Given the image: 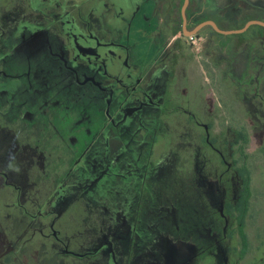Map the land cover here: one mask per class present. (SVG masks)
I'll return each instance as SVG.
<instances>
[{"label":"rangeland","instance_id":"374dc122","mask_svg":"<svg viewBox=\"0 0 264 264\" xmlns=\"http://www.w3.org/2000/svg\"><path fill=\"white\" fill-rule=\"evenodd\" d=\"M160 1L171 27L181 0ZM204 1L210 8L203 19L217 16L229 30L264 21V0H229L223 8L224 0L217 11ZM142 2L0 0V264L79 262L80 243L73 240L84 238L88 207L63 204L75 197L70 193L103 187L107 178L131 191L94 201L89 221L102 223L100 212L128 211L132 239L159 248L173 243V264H264V30L217 36L207 29L217 39L203 56L182 33L171 39L167 47L179 42L169 58L177 61L171 71L180 93L164 101L157 97L162 91L149 94L143 86L157 71L149 64L161 58L162 46L152 59H133L140 42L130 36L147 31L137 23ZM113 63L132 79L114 73ZM190 79L192 99L182 91ZM84 154L94 162L82 168L97 184L83 171L65 178L72 157L69 174L76 176ZM236 161L253 178L245 254L227 208L238 206L242 190ZM149 249L142 264L157 262Z\"/></svg>","mask_w":264,"mask_h":264},{"label":"crops","instance_id":"0c3cea01","mask_svg":"<svg viewBox=\"0 0 264 264\" xmlns=\"http://www.w3.org/2000/svg\"><path fill=\"white\" fill-rule=\"evenodd\" d=\"M194 1L197 3V6H200L201 3H203L205 8L209 7L205 5L206 4L205 1H200V0H194ZM209 1L208 3H210L214 11L218 10L220 4L224 5V0H220V1L209 0ZM227 3L229 4V0L226 1V5L223 6V8H225L226 6H230V5H227ZM141 5H142V10L140 12L141 13L140 18L143 24H140L139 22L137 23L141 25L142 28L145 27L148 32L147 31L137 32V36L135 35V37L133 38L134 40L140 42L139 44L135 45V49L133 53L134 61H141L143 60V58L152 59V55L154 54L155 49H157L159 45L162 46V42L164 43L163 40L166 38V37L164 38V35L168 31L167 28L159 27L157 23V20H156V12L158 9L157 0H144V2L141 3ZM135 19L137 20V17ZM138 29L140 28H137V30ZM141 33H143V35L140 36ZM202 34L210 39L211 49L214 48L216 45L214 44V40L217 38H215L212 33L208 32V30H205L204 33ZM138 35L140 36L141 40H138V37H139ZM175 38L173 37L172 40ZM216 43L219 44L218 41ZM128 46L130 48L131 43H129ZM162 48L163 50L168 49V48H165V45H163ZM121 49L124 50V48H121ZM186 59H187L186 62L192 63L190 58L189 59L186 58ZM159 62H160V59H157V60L154 59L153 63L149 64V67L154 66L153 69L156 68L157 71L154 70L152 75L147 77V82L143 85L145 88V92L149 94L152 93V91L159 93L158 90H160L162 91V94L158 95L157 97L160 99H163L166 97V93H168V91L170 90L172 95L175 96V94L179 92L177 91L176 78L174 77V80L171 81L170 83L165 66L158 65ZM238 62L246 64V61L242 62L239 60ZM136 64L139 66L142 63L136 62ZM163 68L165 69L166 77L164 76V71H161V70H164ZM249 72H250V69L248 70V73ZM202 75L203 74L201 70V72H199V79L197 82L201 84L202 90H205V93H203V91L201 92L203 93V95H205L206 90L208 89V84L206 82V79L202 78ZM168 83L170 84L169 89H168ZM193 83H194L193 80L190 79L189 84L186 85L182 89L183 94L186 95V97L190 99H192L193 91L196 89V87L193 86ZM150 84L152 85V87ZM160 84L162 85L161 87H159ZM173 91L175 92L174 94H173ZM156 105H158V108H159V103ZM80 157L81 155H78V158H79L78 160L80 162V165L74 169L75 172L77 171L76 176H72L69 174V173H72L74 164L76 163L75 159L72 157L71 164L68 167V173L66 174L65 178H72V179H74L75 177L78 178L77 174L80 175L81 174L80 171H83V173H86L88 175L87 180H93L91 178V175H89L88 170L84 171L82 167H83V163L87 162V164L89 165L90 161L92 162L94 161L90 160L88 156L84 157V159L81 161ZM120 164L122 168L124 169L125 168L124 162H120ZM132 169L133 168L129 167V170H132ZM130 174H131L130 177H132V175L134 174V169L131 171ZM113 184H114L113 180L107 178L103 187H97V186L87 187L86 186V188L84 189L79 188L78 192L70 193V195L71 194L75 195V197L71 198V200L66 201V204H63L66 208H68L69 206L75 204L77 201H80L82 203V207L84 208L88 207V210H85L87 213L86 219L88 220L86 222H89L91 225L85 222L84 224L85 230L83 231V234L81 236L84 238L82 239L74 238L73 240L74 242L76 243L79 242L81 244V246L79 244V248H80L79 250L82 256L78 257L79 262H77L76 264H142L143 262L142 253H143V249L145 248V246H147V248L154 249V250L149 249V252H148V255L152 257L153 259H156L157 261L156 263L153 262L152 264H173L171 263V261L173 260V257L175 259V256L173 253L174 252L173 243L170 242L169 245L165 243L161 248H159L160 247L159 243L153 242L152 244H150L151 241H145L144 238L142 239L141 236H140V243L139 242L137 243L136 237L132 239L133 226H131V224H128L126 222V218L124 217L125 215L128 214V211L124 213V212H120L117 210H112L111 212H107V214L106 213L103 214L102 212H100L101 215L105 216V218H102L103 222L100 223L101 225L97 223H93L92 221H89V220H93L92 218L96 216V215L88 214L89 210L94 209L92 206V203H94V201H97L100 198L103 199L105 195H109L110 197H112V195L116 194L118 198V196L121 195V192L131 191V189L125 188L122 181L120 184H122L123 187L120 189H117V187L112 186ZM113 198L114 200H116L117 203H119V206H120L119 209L124 207V201L121 203L117 200L116 197H113ZM129 211H130V215L135 214L134 211L132 210H129ZM150 228H151V225L147 226V229H150ZM168 229H170V225L168 226ZM170 233L171 232L168 231L164 233L165 235L161 234L162 235L161 239L166 240L167 236ZM94 249H97V251H95ZM96 256H98L99 258L95 259Z\"/></svg>","mask_w":264,"mask_h":264},{"label":"flooded vegetation","instance_id":"af4514ba","mask_svg":"<svg viewBox=\"0 0 264 264\" xmlns=\"http://www.w3.org/2000/svg\"><path fill=\"white\" fill-rule=\"evenodd\" d=\"M158 1V9H157V12H156V20H157V23H158V25H159V27H162V28H167V29H169L166 33H165V35H164V43L162 42V46L163 45H165V48L167 47L166 45L168 44V42L174 37H178V35L180 34V33H182L183 35H184V37H185V40H186V42H187V44L188 45H190V47L192 46L191 45V43L189 44L188 43V38L189 37H191V36H196L199 40H200V45L202 46V48L200 49V51L199 52H197V54H198V56H203L206 52H208L209 50H210V39L209 38H207L205 35H203L202 33H204V31L205 30H207V29H210V30H212V32L213 33H215L217 36H233V35H223V34H219V33H217L215 30H214V28H212L211 26H207V27H205L204 29H202L199 33H197V34H194V35H190V36H187V33L183 30V17H182V7H183V5H184V0H181V2H182V5H181V10H180V13H181V18H182V23H181V25H182V29L178 32V33H176V31L177 30H179V28L177 27V25H176V20L178 21L179 20V18H177L178 16H177V14H176V11H177V6H179V4L181 3V2H179V4H176L175 6H174V8H173V10H172V14H173V16H174V14H176L175 15V18H174V21H175V24L173 23V24H171V27H170V25L169 26H166L165 25V22H164V20L162 19V9H161V4H160V0H157ZM176 1V0H175ZM200 1H204V0H200ZM206 11H208V8H205V6L203 5V3H201V5L200 6H197V3L194 1V0H189V6H188V9H187V13H186V15H187V30H188V26H192V25H195V29L197 28V26H199L200 24H202L203 22H206V21H214L216 24H217V26L221 29V30H224V28H226V27H223L222 25H221V23H220V18H218L217 16L215 17V16H213V15H211V16H209L207 19H203V18H205L206 17ZM190 12H192V13H190ZM126 21H129L130 20V17H128L127 19H125ZM136 20V19H135ZM135 20H134V22H135ZM252 20H259V18H254V19H252ZM251 20V21H252ZM259 21H262V20H259ZM140 24H143L142 22H141V20L140 21H138ZM262 22H264V21H262ZM178 23H179V21H178ZM123 25H125V24H123ZM126 26V25H125ZM253 27H260V26H253ZM261 28H263V27H261ZM194 29V30H195ZM188 31H190V30H188ZM203 31V32H202ZM224 31H230L229 29L228 30H224ZM191 32V31H190ZM125 34L126 33H124V36H125ZM241 35V34H240ZM240 35H236V36H240ZM132 39L134 38L133 37V35L132 36H130ZM130 38V39H131ZM179 44V42H177V40L173 43V44H171L170 43V45H168V49H165L164 50V52H163V55L161 56V58H160V62L158 63V65H163V66H165V69H166V71H167V74H168V79H169V82L171 83V81H173L174 80V73L175 72H173V71H171V68H172V66L174 65L173 63H172V61H174V62H177L176 60H172V56H170V58H169V55H171L172 54V51H173V48L175 47L174 45H178ZM191 49H193V46L191 47ZM121 50V49H120ZM194 50V49H193ZM177 58V56H174V58ZM175 58V59H176ZM119 64H117V63H113V65H112V71L114 72V73H116V74H118V75H121L122 76V78L124 79V80H129V79H132V77H130L129 76V74H127L126 72L125 73H123V74H120L119 73ZM168 67V68H167ZM168 69V70H167ZM120 77V76H119ZM169 83H168V89H169ZM169 93H171L170 92V90L168 91V93H166V97L164 98V101H165V99L167 98V96H168V94ZM157 144V142L156 141H153V145L154 144ZM87 154H84V157L86 156ZM84 159V158H83ZM237 162V161H236ZM240 167V164H238V162H237V169ZM94 181V184H97V182L95 181V180H93Z\"/></svg>","mask_w":264,"mask_h":264},{"label":"trees","instance_id":"16d2710c","mask_svg":"<svg viewBox=\"0 0 264 264\" xmlns=\"http://www.w3.org/2000/svg\"><path fill=\"white\" fill-rule=\"evenodd\" d=\"M181 4L177 6V18H179V23L181 21L180 18V10H181ZM264 30V28H262ZM224 30H228L227 28H224ZM180 30H177L176 33H178ZM248 145V142L245 143V145L242 146V148H245ZM240 176L242 177V190L240 193V199L237 207H233L232 205H228V213L229 215L236 219L237 221V233L239 234L241 238V242L243 245V254H245L248 250V238L245 232V225H246V219L249 215L250 210V203L251 199L254 197L253 192V178L251 177V173L249 168L243 166L238 168Z\"/></svg>","mask_w":264,"mask_h":264},{"label":"water","instance_id":"95a60500","mask_svg":"<svg viewBox=\"0 0 264 264\" xmlns=\"http://www.w3.org/2000/svg\"><path fill=\"white\" fill-rule=\"evenodd\" d=\"M184 1H185L184 5L182 7L183 30L187 34H189L187 36L197 34V33H199L202 29H204L207 26H211L212 28H214V30L217 33L223 34V35H240V34H244L253 26H260V27L264 28V22L259 21V20H252V21H249L243 28H241L239 30L224 31V30H221L214 21H206V22H203L202 24H200L199 26H197V28L195 30L190 32V31L187 30V15H186L187 9H188V6H189V0H184Z\"/></svg>","mask_w":264,"mask_h":264},{"label":"built area","instance_id":"2783aa9c","mask_svg":"<svg viewBox=\"0 0 264 264\" xmlns=\"http://www.w3.org/2000/svg\"><path fill=\"white\" fill-rule=\"evenodd\" d=\"M188 41L191 43V45L193 46V49L196 52H199L200 49L202 48V46L200 45V40L196 36L189 37Z\"/></svg>","mask_w":264,"mask_h":264}]
</instances>
